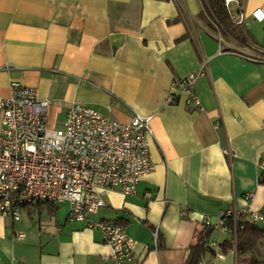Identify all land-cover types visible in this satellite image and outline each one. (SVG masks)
Instances as JSON below:
<instances>
[{
	"label": "crops",
	"instance_id": "1",
	"mask_svg": "<svg viewBox=\"0 0 264 264\" xmlns=\"http://www.w3.org/2000/svg\"><path fill=\"white\" fill-rule=\"evenodd\" d=\"M261 4L241 1L236 40L204 21L200 0H0V98L12 83L35 89L49 102V129L74 104L122 123L151 118L153 172L135 196L101 191L105 206L89 218L135 241L123 264H185L201 239L198 264H264V225H246L240 243L253 245L241 252L231 232L210 226L230 209L264 215V66L240 57L264 41L251 20ZM204 65L192 88L200 106L187 105L173 81ZM68 212L67 203L33 202L18 222L0 218V264H113L102 233L69 224Z\"/></svg>",
	"mask_w": 264,
	"mask_h": 264
},
{
	"label": "built area",
	"instance_id": "2",
	"mask_svg": "<svg viewBox=\"0 0 264 264\" xmlns=\"http://www.w3.org/2000/svg\"><path fill=\"white\" fill-rule=\"evenodd\" d=\"M241 1L223 0L237 26L245 25ZM251 20L264 24V4L252 11ZM240 57L264 66V41L260 45L248 42ZM205 73L204 65L197 72L174 79L173 85L186 95L187 105L200 106L192 88ZM174 99L168 97L166 102L173 103ZM49 106L35 89L18 83H12L9 95L0 98V218L18 222L20 208L33 202L67 203V222H86L88 228H97L110 248L113 264L131 261L135 241L124 227L92 223L89 218L105 206L101 191L119 190L125 196H135L140 179L153 172L151 118L134 114L128 123H122L74 104L60 127L49 129ZM261 128L264 131V119ZM257 168L264 178V158L258 160ZM246 199H252V194ZM250 222L264 225V215L250 207L230 209L210 226L222 234L231 232L235 239ZM209 247L218 248L215 243Z\"/></svg>",
	"mask_w": 264,
	"mask_h": 264
},
{
	"label": "trees",
	"instance_id": "3",
	"mask_svg": "<svg viewBox=\"0 0 264 264\" xmlns=\"http://www.w3.org/2000/svg\"><path fill=\"white\" fill-rule=\"evenodd\" d=\"M200 2L202 5V11L204 13L203 19L209 26H214L215 28H217V30L230 35L236 40H241L243 38V28H241V26L235 25L232 22L223 4V0H200ZM206 17L210 22L206 21ZM246 228L247 226H245L243 230L238 231L236 234L237 249L240 252L250 249V247H252L253 245L251 239L245 241V243L243 244L240 243V234L245 231ZM230 246L231 245L229 243L226 244L227 248H229ZM204 251L205 248L203 239H201L198 241V244L192 248V251L190 252L185 264H198L202 260Z\"/></svg>",
	"mask_w": 264,
	"mask_h": 264
},
{
	"label": "rangeland",
	"instance_id": "4",
	"mask_svg": "<svg viewBox=\"0 0 264 264\" xmlns=\"http://www.w3.org/2000/svg\"><path fill=\"white\" fill-rule=\"evenodd\" d=\"M260 27H261V28H264V24H261V25H260ZM216 29H217V28H216ZM217 31H218V32H220V34H221V37H222V36H223V35H222V32H221V31H219V30H217ZM59 127H60V126H59ZM59 127H58V128H59Z\"/></svg>",
	"mask_w": 264,
	"mask_h": 264
}]
</instances>
